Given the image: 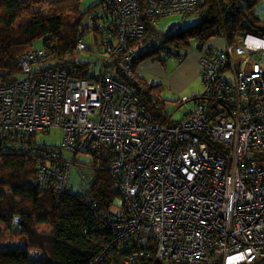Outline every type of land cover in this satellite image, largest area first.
Wrapping results in <instances>:
<instances>
[{
    "label": "built area",
    "instance_id": "obj_1",
    "mask_svg": "<svg viewBox=\"0 0 264 264\" xmlns=\"http://www.w3.org/2000/svg\"><path fill=\"white\" fill-rule=\"evenodd\" d=\"M198 11V0H103L96 27L116 35V43L106 47L97 74L41 68L48 51L31 48L17 59L22 79L0 86V129L33 138L0 144V152L37 157L39 187L55 197L72 192V158L62 149L82 153L85 166L92 150L110 146L119 195L113 206L121 210L98 211L86 193L90 179L81 193L116 230L113 244L132 238L127 264H264V37L245 33L237 46L204 48L199 62L208 99L178 120L154 118L120 79H132L142 46L124 54L130 39L163 16ZM86 46L77 40V49ZM53 127L64 133L61 146L34 140ZM106 249L89 264H99Z\"/></svg>",
    "mask_w": 264,
    "mask_h": 264
},
{
    "label": "trees",
    "instance_id": "obj_2",
    "mask_svg": "<svg viewBox=\"0 0 264 264\" xmlns=\"http://www.w3.org/2000/svg\"><path fill=\"white\" fill-rule=\"evenodd\" d=\"M81 1L0 0V86L20 80L17 77L22 73V68L17 59L31 48L48 51L49 55L38 62L37 66L41 68L58 67L66 69L73 77L90 76V63L72 57L74 51L90 49L83 39V34L90 29L85 17L93 19L92 31L102 49V57L106 47L116 43V35L108 36L97 28L96 22L102 17L100 11L95 15L91 14V8L82 11ZM102 1L98 2L100 9ZM256 2L198 0L199 11L196 14L200 19L197 22L166 34H159L155 25L148 24L140 38L128 41L124 54L130 47L142 45L133 57V68L136 59L153 58L161 49L178 58L182 55V59H179L183 60L186 52L181 48L188 45L190 38L197 39L201 56L204 48L210 45L222 48L226 41L231 45L245 33L264 37V21L252 13ZM213 38L221 39L223 45L204 44ZM78 39L87 46L77 49ZM158 40L160 44H157ZM36 41H41L42 45L34 47ZM167 45L171 46L167 48ZM49 57L54 58V62L43 66L42 62ZM227 72L228 68H224L223 73ZM200 75L202 80L201 72ZM120 79L132 89L140 105L154 118L172 121L171 116L161 113L159 93H156L155 87L146 85L133 73L132 79L125 76ZM206 99L204 93H198L187 101L192 100L196 104ZM183 103L180 99L177 106ZM32 141L31 137L0 129V144L22 145L31 144ZM113 157L110 146L104 145L91 153L92 159L87 167L91 177L86 193L94 197L98 211L109 210L119 196L110 174ZM38 161L37 157L17 149L0 152V243L7 233L15 238H23L28 249L39 251L37 257H32L28 249L0 247V264H89L106 248L99 264H127L124 259L131 249L132 238L113 244L116 230L86 205L81 190L55 197L51 191L39 187L36 183ZM14 215L19 217L17 225L12 224Z\"/></svg>",
    "mask_w": 264,
    "mask_h": 264
},
{
    "label": "rangeland",
    "instance_id": "obj_3",
    "mask_svg": "<svg viewBox=\"0 0 264 264\" xmlns=\"http://www.w3.org/2000/svg\"><path fill=\"white\" fill-rule=\"evenodd\" d=\"M99 0H82L81 1V10L86 11L91 8V14H98L100 7L98 5ZM242 5L244 3L242 2ZM252 13L254 16H258L264 21V0H257L253 5ZM200 19L198 14H191L185 17L183 14H169L163 16L157 20L155 25L159 34H166L173 32L179 28L190 26L197 22ZM85 23L90 26V29L83 34L84 41L89 45L90 49L74 51L72 57L74 60L90 63L89 64V73L97 74L102 64V49L98 45V42L95 41V34L92 31L93 19L91 17H85ZM240 37L236 42H231V45L236 46L240 42ZM212 41L207 40L204 44H209ZM217 45L218 42L213 41ZM157 44H160V41H157ZM42 45L41 41H36L34 47H39ZM171 45H167L169 48ZM181 50H185L186 57L183 60H180L174 54H168L165 50L161 49L159 53L155 54L153 58H143L136 59V63L132 68V73L140 78L146 85L155 87L156 93H159L161 113L163 116H171V120H178L182 118L188 111L194 107L195 101H187L182 105L177 106L180 99L192 94V91L201 93L202 90V81L200 74L196 78H189L188 80H181L186 74V70L182 66L184 63L189 66L190 63L194 62V55L199 53L198 41L195 38H190L188 45L182 47ZM54 58L49 57L46 61L42 62L43 66H48L54 62ZM141 65H145V68L141 70ZM143 72L144 74H141ZM23 75L20 73L18 79H22ZM165 81V82H164ZM167 82H170L168 84ZM64 133L60 127H53L49 132L36 133L34 135V140L40 145L47 146H61L63 143ZM63 153L67 157L72 158V167L70 170V187L73 192H79L86 183H88L91 174L87 171L82 172V164L79 162V157L84 156L82 153H77L72 157V153L66 149H62ZM86 166V165H85ZM88 167V165L86 166ZM84 173V174H83ZM88 175V176H87ZM84 176V178H83ZM87 176V177H86ZM114 211H120L121 207L114 205L112 207ZM0 247L3 248H22L28 249L26 242L23 238H15L9 234H5V238L0 243ZM29 255L32 257H37L39 251L28 249Z\"/></svg>",
    "mask_w": 264,
    "mask_h": 264
},
{
    "label": "crops",
    "instance_id": "obj_4",
    "mask_svg": "<svg viewBox=\"0 0 264 264\" xmlns=\"http://www.w3.org/2000/svg\"><path fill=\"white\" fill-rule=\"evenodd\" d=\"M217 41L218 42V46H222L223 45V42H222V40L221 39H218V38H213V39H211L210 41H212L211 42V44H215V42H213V41ZM194 58H195V60H194V62H192V63H190L189 64V66H187L185 63L182 65L183 67H184V70H186V74L184 75V76H180V77H183V79H181V80H188L189 78H196L197 76H198V74H200V62H199V60H200V52L199 53H196L195 55H194ZM141 70H143L144 68H145V65H141ZM141 74H144L143 72H141ZM200 77H201V75H200ZM202 81V80H201ZM165 82V81H164ZM168 84H170V82H167ZM203 83H202V90H203ZM202 93V92H201ZM196 94H198L197 92H194V91H192V94L190 95V96H193V95H196ZM186 95H182V97L185 99V98H189V96H187V97H185ZM187 102V101H186ZM192 109V108H191ZM85 158H84V156H81V157H79V160L81 161V160H84Z\"/></svg>",
    "mask_w": 264,
    "mask_h": 264
},
{
    "label": "bare ground",
    "instance_id": "obj_5",
    "mask_svg": "<svg viewBox=\"0 0 264 264\" xmlns=\"http://www.w3.org/2000/svg\"><path fill=\"white\" fill-rule=\"evenodd\" d=\"M202 93H203V92H202ZM188 112H189V111H188ZM185 115H186V114H185ZM185 115H184V116H185ZM184 116H183V117H184ZM51 129H52V128H51ZM51 129H50V130H51ZM50 130H49V131H50ZM49 131H48V132H49ZM214 143H216V142H214ZM41 146H42V147H45V148H52L51 146H45V145H41ZM93 152H94V151L92 150L91 153H93ZM37 160H39V159L37 158ZM36 169H37V167H36ZM36 183H37V185H39L38 182H37V179H36ZM16 217H18V216H15V215H14V216L12 217V224H14V225L19 224V217H18V221L15 222V218H16Z\"/></svg>",
    "mask_w": 264,
    "mask_h": 264
}]
</instances>
